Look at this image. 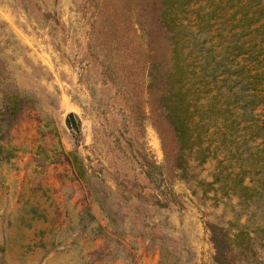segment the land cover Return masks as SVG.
I'll return each instance as SVG.
<instances>
[{"label": "rangeland", "instance_id": "rangeland-1", "mask_svg": "<svg viewBox=\"0 0 264 264\" xmlns=\"http://www.w3.org/2000/svg\"><path fill=\"white\" fill-rule=\"evenodd\" d=\"M160 7L0 0V264H264V202L212 189L213 158L177 166Z\"/></svg>", "mask_w": 264, "mask_h": 264}, {"label": "trees", "instance_id": "trees-1", "mask_svg": "<svg viewBox=\"0 0 264 264\" xmlns=\"http://www.w3.org/2000/svg\"><path fill=\"white\" fill-rule=\"evenodd\" d=\"M160 4L171 56L158 100L178 144L177 166H185V153L198 154L200 164L213 158L216 169L206 183L246 202V208L257 206L264 202V119L257 111L264 108V0ZM246 208L247 219L236 223L234 238L252 232ZM254 230L264 232V223ZM244 239L234 245L246 249ZM229 241L223 242L227 248L233 246Z\"/></svg>", "mask_w": 264, "mask_h": 264}, {"label": "water", "instance_id": "water-1", "mask_svg": "<svg viewBox=\"0 0 264 264\" xmlns=\"http://www.w3.org/2000/svg\"><path fill=\"white\" fill-rule=\"evenodd\" d=\"M69 117H70V120H71L72 125L75 126V125H76V121H75V119H74L73 114L70 113Z\"/></svg>", "mask_w": 264, "mask_h": 264}]
</instances>
